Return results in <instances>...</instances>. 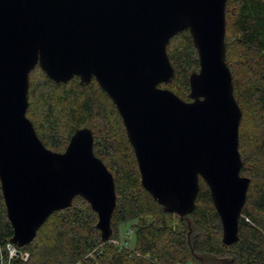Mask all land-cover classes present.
Returning a JSON list of instances; mask_svg holds the SVG:
<instances>
[{"label": "water", "instance_id": "water-1", "mask_svg": "<svg viewBox=\"0 0 264 264\" xmlns=\"http://www.w3.org/2000/svg\"><path fill=\"white\" fill-rule=\"evenodd\" d=\"M227 1L0 0V182L12 243H31L77 196L97 213L102 241L114 234L115 179L94 152L92 129H76L65 151H55L27 115L38 65L60 85L96 78L122 117L143 187L164 210L186 218L203 178L223 242L239 239L251 179L241 174L242 109L226 58ZM184 30L200 62L190 74L191 100L160 86L175 78L167 46Z\"/></svg>", "mask_w": 264, "mask_h": 264}, {"label": "trees", "instance_id": "trees-1", "mask_svg": "<svg viewBox=\"0 0 264 264\" xmlns=\"http://www.w3.org/2000/svg\"><path fill=\"white\" fill-rule=\"evenodd\" d=\"M226 20V58L242 109L241 174L251 179L239 239L223 242L222 221L203 178L196 208L186 218L164 210L143 187L122 117L96 78L83 85L75 76L60 85L38 65L30 73L27 115L55 151H65L76 129H92L94 152L115 179L114 234L102 241L97 213L77 196L72 206L52 213L36 238L17 247L21 254L10 259L6 245L14 230L0 182V251H6L9 264H264V0H228ZM167 52L175 78L160 86L191 100L190 74L200 62L189 30L174 36ZM124 223H131L136 235L134 249L113 241Z\"/></svg>", "mask_w": 264, "mask_h": 264}, {"label": "rangeland", "instance_id": "rangeland-1", "mask_svg": "<svg viewBox=\"0 0 264 264\" xmlns=\"http://www.w3.org/2000/svg\"><path fill=\"white\" fill-rule=\"evenodd\" d=\"M113 237V236H112ZM115 243H124L127 247L130 249H134L136 245V235L132 231L131 223H124L120 225V231L118 237H115L113 239ZM6 251H0V261L1 264H9V259H6ZM21 254V253H20ZM18 256V255H17ZM23 256H26V253L23 254ZM191 264V263H188Z\"/></svg>", "mask_w": 264, "mask_h": 264}, {"label": "built area", "instance_id": "built-area-1", "mask_svg": "<svg viewBox=\"0 0 264 264\" xmlns=\"http://www.w3.org/2000/svg\"><path fill=\"white\" fill-rule=\"evenodd\" d=\"M6 251L8 252L9 258L11 259L12 257L17 256L18 248L14 243L9 241L6 245ZM27 257H28V253H26L25 258Z\"/></svg>", "mask_w": 264, "mask_h": 264}]
</instances>
